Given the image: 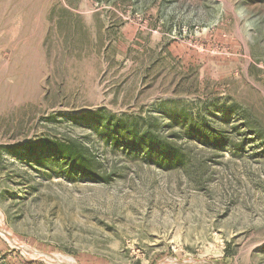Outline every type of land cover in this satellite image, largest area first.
Returning a JSON list of instances; mask_svg holds the SVG:
<instances>
[{
    "label": "rangeland",
    "instance_id": "1",
    "mask_svg": "<svg viewBox=\"0 0 264 264\" xmlns=\"http://www.w3.org/2000/svg\"><path fill=\"white\" fill-rule=\"evenodd\" d=\"M0 264H264V0H0Z\"/></svg>",
    "mask_w": 264,
    "mask_h": 264
},
{
    "label": "trees",
    "instance_id": "2",
    "mask_svg": "<svg viewBox=\"0 0 264 264\" xmlns=\"http://www.w3.org/2000/svg\"><path fill=\"white\" fill-rule=\"evenodd\" d=\"M40 148H44L47 149V145H44L43 147ZM27 151H32V148L27 149ZM54 153H57L60 157H62L63 159H65L68 163H70L73 167V169H78L79 171H86L87 168V164H85V162L83 163L78 162V155L73 152L71 149H67V148H56L53 150Z\"/></svg>",
    "mask_w": 264,
    "mask_h": 264
}]
</instances>
